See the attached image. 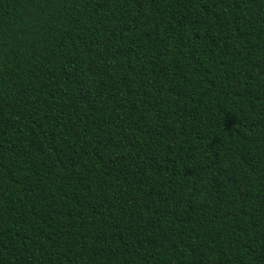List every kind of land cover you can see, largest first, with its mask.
Masks as SVG:
<instances>
[{
    "label": "trees",
    "instance_id": "16d2710c",
    "mask_svg": "<svg viewBox=\"0 0 264 264\" xmlns=\"http://www.w3.org/2000/svg\"><path fill=\"white\" fill-rule=\"evenodd\" d=\"M0 264H264V0H0Z\"/></svg>",
    "mask_w": 264,
    "mask_h": 264
}]
</instances>
